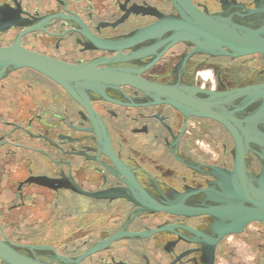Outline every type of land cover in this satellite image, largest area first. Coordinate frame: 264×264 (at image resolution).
Listing matches in <instances>:
<instances>
[{
    "label": "flooded vegetation",
    "instance_id": "flooded-vegetation-1",
    "mask_svg": "<svg viewBox=\"0 0 264 264\" xmlns=\"http://www.w3.org/2000/svg\"><path fill=\"white\" fill-rule=\"evenodd\" d=\"M191 1L207 13L264 24V0ZM257 8L258 16L250 13ZM157 11L179 14L172 0H0V49L19 51L0 61L27 54L72 64L117 58L98 68H128L160 85L215 91L264 82L261 53L185 59L195 45H170L169 35L107 47L150 28ZM252 56L254 67L240 75L250 62H235ZM203 72L211 86L198 83ZM81 93L85 104L32 67L0 63V240L13 250L46 264H217L223 244L264 224L253 221L218 239L212 226L219 218L181 212L222 204L210 198L211 190L222 191L212 167L234 169L235 142L224 125L154 103L128 84ZM261 103L236 115L244 118ZM253 126L264 132V110ZM246 158L250 177L258 178L262 160L253 150ZM215 239L214 256L205 260Z\"/></svg>",
    "mask_w": 264,
    "mask_h": 264
},
{
    "label": "water",
    "instance_id": "water-1",
    "mask_svg": "<svg viewBox=\"0 0 264 264\" xmlns=\"http://www.w3.org/2000/svg\"><path fill=\"white\" fill-rule=\"evenodd\" d=\"M172 1L179 12L178 16L164 15L157 11L155 14L159 19L150 28L139 30L129 39L115 42L107 47L110 49L127 48L131 47L132 41L142 42L146 39H159L169 35L166 42L170 45L182 40L195 45L194 50L185 59L194 53L210 56L229 55L233 58L256 53L264 55L263 23L247 24L233 16L207 13L191 0ZM261 8L251 10L250 13L258 16L262 13ZM17 52L19 51L16 48L0 49V56ZM116 61L120 60L116 58L72 64L51 60L41 55L27 54L23 58L6 59L0 63L3 68L9 64L14 68L32 67L57 81L83 104L85 103L82 101V93L79 94L82 89L102 92L104 87L128 84L143 90L154 98V103L166 102L187 116L193 115L218 121L232 134L235 142L234 169L228 171L212 167L218 174L222 191L211 190L213 196L209 198L222 204L206 209L191 207L183 209L182 207L181 212H186L188 215L208 213L219 218L212 226L219 235L218 239L229 233H242L245 226L253 221H264V132L258 130L261 132L259 134L253 126L254 123H258L259 114L264 110V82L226 91H215L194 85H160L141 77L139 71L128 68H98L99 64ZM198 93L205 94L206 97H200ZM238 101H240L239 105L236 104ZM258 102L262 103L244 118L236 115ZM231 104L234 105L233 110L227 108ZM253 145L260 150H256ZM250 150L257 153L262 160V172L258 178L253 177V179L247 169L246 156ZM206 191L210 192V190ZM170 210L172 213H179L176 210ZM118 237L119 235L113 236L106 241L99 242L80 258L95 253ZM218 239L209 243L204 252L205 260L213 258L214 247ZM0 259L8 264H46L20 254L1 240Z\"/></svg>",
    "mask_w": 264,
    "mask_h": 264
},
{
    "label": "rangeland",
    "instance_id": "rangeland-1",
    "mask_svg": "<svg viewBox=\"0 0 264 264\" xmlns=\"http://www.w3.org/2000/svg\"><path fill=\"white\" fill-rule=\"evenodd\" d=\"M248 62H250V68L242 70L240 75L246 74L254 67L253 56L239 59L235 62L236 67ZM202 69H205V67ZM207 71L209 73L208 69ZM208 73L203 72L201 75L203 78L208 77L207 80L198 75L197 81L199 84L208 86L213 84ZM218 146L221 150V142H219ZM221 249L217 264H264V224H252L246 234L235 236L229 245L225 246L223 244ZM258 252H261V254ZM258 255L261 256L259 262L257 261Z\"/></svg>",
    "mask_w": 264,
    "mask_h": 264
},
{
    "label": "trees",
    "instance_id": "trees-1",
    "mask_svg": "<svg viewBox=\"0 0 264 264\" xmlns=\"http://www.w3.org/2000/svg\"><path fill=\"white\" fill-rule=\"evenodd\" d=\"M258 253L261 254V252H258ZM260 257H261L260 255L257 256V259H258L257 261H258V262H259V260L261 259Z\"/></svg>",
    "mask_w": 264,
    "mask_h": 264
}]
</instances>
